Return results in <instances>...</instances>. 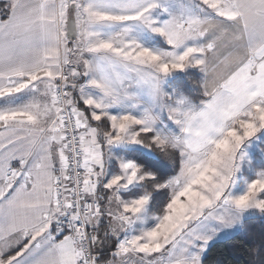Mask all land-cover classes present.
<instances>
[{
	"label": "snow or ice",
	"instance_id": "6c2138e0",
	"mask_svg": "<svg viewBox=\"0 0 264 264\" xmlns=\"http://www.w3.org/2000/svg\"><path fill=\"white\" fill-rule=\"evenodd\" d=\"M0 264H264V0H0Z\"/></svg>",
	"mask_w": 264,
	"mask_h": 264
}]
</instances>
